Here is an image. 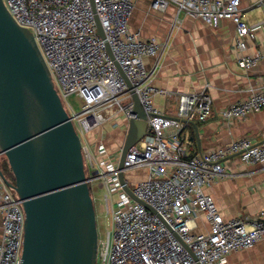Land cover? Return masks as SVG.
<instances>
[{
    "label": "built area",
    "instance_id": "1",
    "mask_svg": "<svg viewBox=\"0 0 264 264\" xmlns=\"http://www.w3.org/2000/svg\"><path fill=\"white\" fill-rule=\"evenodd\" d=\"M93 1L105 38L98 34L91 0H4L15 20L33 32L81 136L92 181L103 179L106 186L113 227L107 240H99V257L106 264H227L231 253L264 240V207L252 216L225 219L204 188L233 174L226 165L229 159L264 164V141L242 137L190 156L181 137L183 120L195 114L200 122L207 121L212 114L211 96L204 91L180 94L176 117L156 109L152 98L165 91L153 84L154 72L146 69V61L159 55L162 43L130 29L136 0ZM170 5L213 27L221 19H232L236 26L232 48L238 52L239 64L251 68L264 59V45L257 47L255 42L260 26L242 16L241 0H151L154 10L165 11ZM115 62L148 113L147 132L129 148L123 171L148 170V178L127 183L134 196L155 211L124 189L119 178L121 151L113 157L101 140L84 142L108 120L119 126L115 121L119 113L128 121L134 115L132 93ZM73 96L81 105L78 112L69 102ZM262 109L264 85L223 108L220 116L233 122ZM0 212V264H21L25 214L1 175ZM201 225L207 230L202 231Z\"/></svg>",
    "mask_w": 264,
    "mask_h": 264
},
{
    "label": "water",
    "instance_id": "2",
    "mask_svg": "<svg viewBox=\"0 0 264 264\" xmlns=\"http://www.w3.org/2000/svg\"><path fill=\"white\" fill-rule=\"evenodd\" d=\"M92 7L96 13L94 1ZM98 34L105 38L98 14ZM110 55L114 58L107 44ZM132 93L134 114L121 149L119 178L134 196L124 169L131 146L146 134L148 113L119 64ZM185 122V120H183ZM24 214L21 264H97L99 233L83 143L56 89L33 32L21 26L0 0V157Z\"/></svg>",
    "mask_w": 264,
    "mask_h": 264
},
{
    "label": "crops",
    "instance_id": "3",
    "mask_svg": "<svg viewBox=\"0 0 264 264\" xmlns=\"http://www.w3.org/2000/svg\"><path fill=\"white\" fill-rule=\"evenodd\" d=\"M242 16L252 25H259L257 47L264 45V0H241ZM132 31L144 38L156 37L162 43L159 55L146 61V69L154 72L153 84L165 91L153 96L154 107L166 116L176 117L178 96L182 93H208L213 101L212 114L200 122L195 114L185 119L181 137L188 143L189 155L208 148L226 145L233 140L249 137L264 141V109L249 114L243 120L226 122L220 111L248 97L252 90L264 85V59L251 68L239 64L238 52L232 48L236 26L232 19H221L216 27L179 11L170 5L165 11L154 10L151 0H136L129 20ZM115 121L108 120L93 131L88 142L101 140L109 155L117 157L127 133L128 120L119 113ZM115 135L120 144L108 135ZM96 136V138H94ZM233 174L206 186L225 219L248 217L264 207V164L246 163L240 157L226 162ZM147 169L128 172L130 185L146 179ZM199 222L203 224L200 218ZM201 230L207 227L201 225ZM3 216L0 212V242ZM227 264H264V240L250 248L231 253Z\"/></svg>",
    "mask_w": 264,
    "mask_h": 264
},
{
    "label": "rangeland",
    "instance_id": "4",
    "mask_svg": "<svg viewBox=\"0 0 264 264\" xmlns=\"http://www.w3.org/2000/svg\"><path fill=\"white\" fill-rule=\"evenodd\" d=\"M69 102L72 104L76 112L81 110L80 102L75 96L70 97ZM93 131L99 132V128H95ZM92 134L93 133H90L89 135H87V139H84V142H86V140L88 141V136L90 138ZM111 137L116 141V144L120 146L121 143L117 141L115 135L109 134L106 137V139L108 140V138L110 139ZM94 138H96V136H94ZM141 169H144V168H139L136 170H141ZM136 170H131L128 172H132ZM128 172L125 173V176L128 174ZM86 173L88 177H91V178L93 177V172L89 168V166L88 168H86ZM102 184H103V179H95L90 182V188H91V193L94 198V204L96 208L99 240L105 241L108 238L109 231L112 230L113 221H112L111 212H109L108 210V205H107V200H106L107 189H106V186ZM112 200L113 201L116 200L115 195L112 197ZM97 264H106V263L98 256Z\"/></svg>",
    "mask_w": 264,
    "mask_h": 264
},
{
    "label": "trees",
    "instance_id": "5",
    "mask_svg": "<svg viewBox=\"0 0 264 264\" xmlns=\"http://www.w3.org/2000/svg\"><path fill=\"white\" fill-rule=\"evenodd\" d=\"M0 167H1L4 175L6 176V178L9 181L14 183V180H15L14 179V174H13V172L11 170V167L9 165V162H8L7 158L4 157V156L0 157Z\"/></svg>",
    "mask_w": 264,
    "mask_h": 264
}]
</instances>
